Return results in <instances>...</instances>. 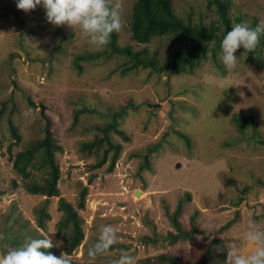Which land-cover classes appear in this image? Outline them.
<instances>
[{"label":"rangeland","instance_id":"rangeland-1","mask_svg":"<svg viewBox=\"0 0 264 264\" xmlns=\"http://www.w3.org/2000/svg\"><path fill=\"white\" fill-rule=\"evenodd\" d=\"M220 1L227 4L231 27L238 20L249 27L264 20V0ZM134 2L124 0V26L115 44L130 47L148 61L147 68H131L129 57L106 47L94 50L77 31L48 24L42 6L25 13L17 10L16 0H0V254L47 235L54 244L62 242L47 252L66 253L72 229L70 224L61 229L59 198L76 211L83 234L69 254L72 264H88L87 246L108 224L119 239L96 264H111L121 251L136 264H170L168 259L199 264L208 249L205 264H224L226 245L241 242L250 219L264 227V47L241 57L238 49L231 70L221 64L219 47L190 73H164L169 55L191 41L170 35L146 45L132 41ZM170 2L179 20L206 31L213 26L223 36L214 5ZM78 57L85 58L81 72L74 64ZM120 111L107 133L119 147L114 167L107 171L110 150L108 161L95 169L107 148L102 130ZM236 115L252 116L254 122L240 133L232 122ZM46 129L59 147L54 155L58 196L50 198L27 193L12 166ZM94 142L90 152L83 148ZM31 173L38 183L45 177L39 169ZM82 189L86 195L79 208ZM185 194L189 199L177 221L184 232L194 226L196 233L174 242L167 237L175 234L170 218Z\"/></svg>","mask_w":264,"mask_h":264},{"label":"trees","instance_id":"trees-1","mask_svg":"<svg viewBox=\"0 0 264 264\" xmlns=\"http://www.w3.org/2000/svg\"><path fill=\"white\" fill-rule=\"evenodd\" d=\"M208 5H214L216 7L217 15L220 20V24L223 28V36L229 31L231 27V22L227 16V4L220 0H206ZM241 23L240 20H238ZM251 27H255L254 25ZM131 39L137 44H148L154 37L163 36H173L178 38H186L191 41V43L184 49L175 51L169 55L165 65L163 66L164 73H190L193 66H195L201 58H205L207 55H213L215 50L220 47V42L222 37L217 36V29L213 26L209 30H204L202 27H192L191 24L179 20L172 11L170 0H135L132 7L131 16ZM117 39V32L111 35L110 42L106 46L110 53L123 55L129 57L132 61L131 68L142 67L147 68L150 64L148 61H143L139 59L138 53H133L130 47L120 48L115 42ZM194 39H199L195 41ZM264 47V39L260 37V42L257 48L249 53L247 56H252L258 54L260 48ZM243 52V49H241ZM145 53V51H143ZM84 57H78L75 59V67L78 72L82 71L79 62L84 60ZM28 104L33 107L34 104L28 100ZM122 115V111L118 114L113 115V121L110 125L103 128V138L107 145V148L102 153V158L93 168L98 169L104 165L107 160V154L111 150L112 156L108 161L107 171L110 172L114 167L115 161L118 154V146L113 145L109 142L107 133L110 130H114L116 120ZM232 122L235 124L237 131L242 133L249 124L252 125L254 118L252 116L242 117L236 115L233 117ZM9 130L14 139L17 141L18 136L14 130V127L9 123ZM177 136L181 137L188 145V139L178 132H175ZM120 134V133H119ZM97 143L83 144V148L88 152L95 147ZM59 150V147L54 143L51 138V134L48 129L45 130L44 136L41 140L36 143H31L29 148L24 151L19 152L14 160L12 161V166L16 172L22 177L23 187L25 191L32 195H41L47 198L57 197L58 189L57 182L59 178V170L54 161V155ZM147 166V165H146ZM32 169H39L44 171L45 177H43L41 183H38L31 179ZM86 195V190L82 189L80 192V205H83V200ZM189 199V194H185L183 199L179 200L177 203L172 216L170 218V223L175 231V234L169 233L168 238L171 241L176 242L182 237L191 238L196 229L194 226L190 227L189 232H184L178 221L177 217L181 212L183 201ZM241 201L238 200L237 204ZM59 210L63 212V222L62 228H67V224L71 226V233L66 239V253L69 255L81 242L83 238L82 230L79 226L80 220L73 208L65 202L64 199H58ZM37 227L42 228V219L38 218L36 221ZM231 223L226 224L228 227ZM50 250V249H49ZM211 257V249H208L207 253L204 255L203 259L199 264H205L206 260ZM170 264H174L173 259H168Z\"/></svg>","mask_w":264,"mask_h":264},{"label":"clouds","instance_id":"clouds-1","mask_svg":"<svg viewBox=\"0 0 264 264\" xmlns=\"http://www.w3.org/2000/svg\"><path fill=\"white\" fill-rule=\"evenodd\" d=\"M37 6L45 10L48 24L54 27L67 26L77 31L80 39L94 50H103L110 42L114 32H120L124 26V0H16L17 10L28 13ZM264 35V20L254 28L247 22L234 24L220 42L219 60L228 70L236 67L237 61L246 53L254 51ZM243 49L240 57L235 55ZM99 235L86 249L88 264L107 256L119 239L113 225H103ZM4 237L0 235V240ZM62 242L53 240L47 235L44 238L29 239L24 243L8 247L0 254V264H72V257L62 253L59 257L47 252L53 247H60ZM248 249L242 251V247ZM111 264H136L135 257L121 251ZM224 264H264V227L255 220H249L243 232L241 242H230L226 245Z\"/></svg>","mask_w":264,"mask_h":264}]
</instances>
